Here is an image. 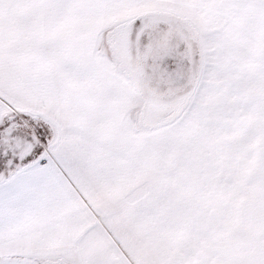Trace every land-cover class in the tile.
I'll return each instance as SVG.
<instances>
[{
  "label": "snow or ice",
  "instance_id": "6c2138e0",
  "mask_svg": "<svg viewBox=\"0 0 264 264\" xmlns=\"http://www.w3.org/2000/svg\"><path fill=\"white\" fill-rule=\"evenodd\" d=\"M0 264H264V0H0Z\"/></svg>",
  "mask_w": 264,
  "mask_h": 264
}]
</instances>
